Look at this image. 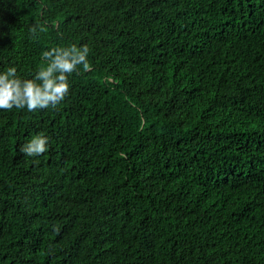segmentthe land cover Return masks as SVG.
<instances>
[{
    "label": "trees",
    "instance_id": "16d2710c",
    "mask_svg": "<svg viewBox=\"0 0 264 264\" xmlns=\"http://www.w3.org/2000/svg\"><path fill=\"white\" fill-rule=\"evenodd\" d=\"M73 44L63 101L0 110V264H264V0H0V71Z\"/></svg>",
    "mask_w": 264,
    "mask_h": 264
},
{
    "label": "clouds",
    "instance_id": "9594fccd",
    "mask_svg": "<svg viewBox=\"0 0 264 264\" xmlns=\"http://www.w3.org/2000/svg\"><path fill=\"white\" fill-rule=\"evenodd\" d=\"M44 29L38 25L30 31L33 36ZM89 49L86 46H52L42 51L43 64L31 78H21L15 66L0 71V110L27 109L29 112L54 107L64 100L70 90L69 77L89 67ZM50 138L38 133L20 148L27 157H39L50 149Z\"/></svg>",
    "mask_w": 264,
    "mask_h": 264
},
{
    "label": "bare ground",
    "instance_id": "6f19581e",
    "mask_svg": "<svg viewBox=\"0 0 264 264\" xmlns=\"http://www.w3.org/2000/svg\"><path fill=\"white\" fill-rule=\"evenodd\" d=\"M218 42V41H217ZM64 110V109H63ZM58 111V110H57ZM57 120V119H56ZM62 123V122H61ZM69 124V123H68ZM72 124V123H71ZM64 127V126H63ZM52 129V128H51ZM71 134V133H70ZM66 137V136H65ZM56 141V140H55ZM8 162V161H7ZM11 181V180H10ZM13 181V180H12ZM18 190V188H17ZM87 212V211H86ZM43 217V216H42ZM179 262V261H178Z\"/></svg>",
    "mask_w": 264,
    "mask_h": 264
}]
</instances>
